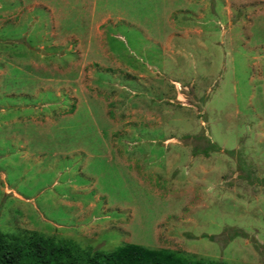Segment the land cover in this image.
<instances>
[{"label":"rangeland","instance_id":"1","mask_svg":"<svg viewBox=\"0 0 264 264\" xmlns=\"http://www.w3.org/2000/svg\"><path fill=\"white\" fill-rule=\"evenodd\" d=\"M172 7L0 0V232L264 264V0Z\"/></svg>","mask_w":264,"mask_h":264},{"label":"trees","instance_id":"2","mask_svg":"<svg viewBox=\"0 0 264 264\" xmlns=\"http://www.w3.org/2000/svg\"><path fill=\"white\" fill-rule=\"evenodd\" d=\"M72 110H69L71 113ZM195 141L202 139L200 146L191 148V155L207 157L209 153L221 151L220 148L201 135L186 136ZM234 157L233 151H223ZM237 169L243 170L240 160L235 159ZM223 242L236 237V232H227ZM216 240L215 237H208ZM0 264H228L223 261L197 257L179 250L164 248L151 249L137 244H122L111 251H94L80 248L68 239H55L35 231L19 234L0 232Z\"/></svg>","mask_w":264,"mask_h":264},{"label":"crops","instance_id":"3","mask_svg":"<svg viewBox=\"0 0 264 264\" xmlns=\"http://www.w3.org/2000/svg\"><path fill=\"white\" fill-rule=\"evenodd\" d=\"M179 2L186 0H66L72 10L85 14H184L186 10L172 7Z\"/></svg>","mask_w":264,"mask_h":264}]
</instances>
